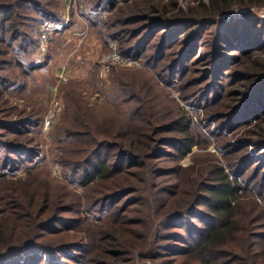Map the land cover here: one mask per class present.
Here are the masks:
<instances>
[{
	"label": "rangeland",
	"instance_id": "374dc122",
	"mask_svg": "<svg viewBox=\"0 0 264 264\" xmlns=\"http://www.w3.org/2000/svg\"><path fill=\"white\" fill-rule=\"evenodd\" d=\"M39 1L46 3V8L63 16L64 20L66 18L67 23L52 34L47 49L40 53L35 43H32V39L36 37L38 43L39 31L34 33L32 27L38 14L33 10H23L20 12L21 16L16 19L20 21V26L16 39L11 41L12 45H8L10 32H7L4 42L0 44V174H6L0 178V191L4 193L12 190L18 194L31 189L36 194L48 187L54 200L63 195L67 201H71L68 202V206L72 207L70 211L58 214L77 219L69 231L89 235V232L97 230L102 222L99 216L103 214L97 210L86 211L84 207L86 199H91L96 191L102 188V181L95 180L83 187L79 185L77 178L71 180V169L82 164L84 157L90 155L112 161L109 165L115 172L114 166L119 163V157L123 153L120 151V155L114 160V148L108 149L107 145L95 148L91 140L94 130L77 126L79 122L76 123L75 120L84 118L86 123L95 124V131H100L99 129L105 126L116 129L122 122H126L129 128L131 119L127 118L128 105H131V93H137L143 99L154 97L151 103L154 109H151L157 114L162 109L166 112L170 110L173 114L175 108H184L191 118V126L201 131L203 140L200 146L192 147L189 154L178 160V165L184 169L179 184L164 175L153 178L150 168L154 166L150 156L139 159L134 168L129 167V160L121 161V167L135 171L136 176L142 180L138 192H148L151 198L154 196L151 204L147 202L143 207L141 204H133L134 209L128 207V203H135L133 195L125 198L120 194L112 202L117 209L115 216L125 219L129 227L125 229L132 231V245L138 244L147 235L149 239L153 237L163 216H169L176 209L167 208L166 204L160 206L165 191L181 190L180 186L186 191L189 188L186 187L188 182H197L200 172L217 161L223 164L231 178L237 176L245 187L240 191L238 215L239 210L250 212L248 215L244 213V216L251 219L254 235L264 233V188H261L264 180L262 181L260 173L257 174L260 163L254 161V155L261 156L264 148L260 147L255 137L246 134V130L257 120L249 118L247 121H241L240 117L228 123L219 120L222 117L224 120L227 118L224 114H219L220 106L228 103L229 99L239 100L236 93L248 88L246 82H241L237 76L246 62L241 67L232 66V61L228 58L238 55V51H233L227 56L229 52L222 50V55L217 56L221 51L215 46V32L210 36L206 34L201 44L188 35L186 43L175 45L176 39L182 37L184 29H189L190 26L172 29L166 24L154 23L165 14L163 10L168 11V14H165L167 17L177 11L185 15L189 11L188 8L196 5L198 1L208 3V0H120L114 10H110L105 3H101L98 9L93 8L92 5L100 0ZM258 1L260 3L232 6L229 12L217 18L227 23L243 19L264 21V0ZM148 7H154L152 13L147 12ZM118 19L123 20L124 24H120ZM120 34L126 36L121 42L118 40ZM156 35H159V39H154ZM138 41L145 47L142 57L127 56L132 60L130 65L115 63L108 69L103 67L104 58L111 54L112 45L118 53L120 45L124 46L123 48L130 47L129 49L134 47L133 51L136 52ZM217 57L219 62L215 64ZM15 60L19 66L15 64ZM118 75L123 76L122 85H118ZM215 93L220 96L216 97ZM212 94V97L216 98H212L214 100L209 103L206 99ZM54 110V117L46 125V118ZM18 120L28 121L21 126L26 133L18 137L20 141L24 140L27 154L17 153L19 147L7 144L6 146L11 147L9 152L2 142L14 137L10 127ZM147 135L151 137L153 133L147 132ZM164 143L159 138L156 145L152 142V147L160 148ZM168 149L174 156L172 149ZM7 155L14 160L8 161ZM235 161H238L240 168L238 174H235V170L231 172V165ZM235 168L238 169V166ZM209 184L214 182L204 179L197 189L195 184L191 185L190 195L187 191L183 196L178 191L173 195L179 196V199L182 196L181 201L185 200L187 203L192 194L204 195V187ZM260 191L263 198L258 195ZM157 196L161 199L156 202ZM123 209H127L125 213ZM141 218L146 220L144 225ZM188 221L189 218L184 222ZM194 222L201 223L198 219H194L192 224ZM189 224L183 225L191 227ZM174 231L178 233L179 230L173 227L167 229V236L157 241V251L167 246L172 248L175 242ZM183 231L181 229L179 233L185 234ZM262 243L263 247L261 242L258 247L262 250L255 254L256 257L242 255L235 263L264 264V242ZM132 245L124 248L128 250L123 252V257L130 261L129 264H178L174 259L182 257V251L177 246L163 254L165 257L155 258L148 256L145 251L133 249ZM94 247V244L88 246L90 253L84 258L94 257ZM85 262L99 263L94 260Z\"/></svg>",
	"mask_w": 264,
	"mask_h": 264
},
{
	"label": "trees",
	"instance_id": "16d2710c",
	"mask_svg": "<svg viewBox=\"0 0 264 264\" xmlns=\"http://www.w3.org/2000/svg\"><path fill=\"white\" fill-rule=\"evenodd\" d=\"M119 1L100 0L92 6L98 9L101 3H105L110 10H114ZM247 3L260 2L258 0H208V3L198 1L196 5L188 8L189 11L185 15L177 11L167 17L165 14H168V11L163 10L165 14L161 15L160 19L154 23L166 24L172 29L183 28L185 25L190 26L189 29H184L182 37L176 39L175 45L186 43L188 35L193 36L201 44L206 38V34L210 36L212 32H215V46L221 51L217 56H221L223 52H229L228 56L231 52L238 51V55L228 59L232 61L233 67L236 65L241 67L246 62L237 76L238 80L246 82L248 88L246 91L236 93L239 100L229 99L228 103L220 106L219 114H224L227 118L224 120L222 117L219 120L228 123L239 117L241 121H247L249 118L256 119L257 121L246 130V134L255 137L260 147L264 148V21L243 19L227 23L217 18L219 15L229 12L232 6H241ZM45 4L39 0H0V44L4 42L7 32H10L11 39L8 45H12L11 41L16 39L20 26V21L18 22L16 19L21 16L20 12L23 10H33L38 14V17L34 19L35 24L32 25L34 33L39 31L37 30L38 24L44 20H64L63 16L52 12L46 8ZM153 8H146L147 12L152 13ZM118 22L124 24L121 19H118ZM206 29L208 30L205 31ZM124 36L120 34L118 40L123 41L126 37ZM158 36L156 35L154 39H159ZM162 42L166 43V41ZM32 43L37 46V37L32 39ZM138 43L136 52L133 51L134 47L129 49L130 47L123 48L124 46L121 45L118 47L119 52L132 58L142 57L145 47L142 46V42L138 41ZM218 60L217 57L215 64L219 62ZM15 64L19 66L16 60ZM220 69L222 70L223 67ZM221 75H223L222 71ZM122 78V75H118V85L123 84ZM213 94L211 97H206L209 103L220 96L215 93L216 97H212ZM212 98L214 99L212 100ZM153 99L154 97L143 99L137 93H131V105H128L129 110H127V118L131 119L129 128L126 122H122L116 129L105 126L103 129H99L100 131H95L97 128L95 124L86 123L84 118L75 120L76 123L79 122L77 126L94 130L95 133L92 132L91 140H93L95 148L102 145H107L108 149L114 148L115 153L112 154L114 160L120 155V151L123 153L119 157V163L117 162L114 166L115 172L109 165L112 161L109 162L105 158L90 155L84 157L82 164L71 169V176H73L71 180L77 178L79 185L83 187H87L95 180L102 181V188L98 189L94 196L90 195L91 199L85 201L86 211L97 210L103 214L99 216V220L102 222L98 229L89 232V235L69 231L77 219L70 216L62 217L58 214L69 212L72 207L68 204L71 201H67L63 195H60L61 198L55 199V201L50 196L48 187L36 194L31 189L23 190L18 194L12 190H7L4 193L0 191V264H86L85 261L88 260L98 261V264L130 263L126 257H123V252L128 250L124 248L133 244L132 231L125 229V227L129 228L125 219L115 216L117 209L112 202L117 195L121 194L125 198L133 195L135 203H128V207L134 209L133 204H136L134 206L141 204V207L145 206L147 202L151 204L154 196L151 198L148 192H138L142 180L136 176L135 171L132 172L121 167V161L129 160V167L134 168L135 165H138L139 159L151 157L154 167L150 168V171L153 173V178L157 179L164 175L179 184L180 177L183 178L184 169L178 165V160L189 154L192 147L200 146L203 140L201 131L197 127L191 126V118L184 108H175L173 114L170 110L166 112L162 109L157 114L151 109V107L154 109V105L151 104ZM26 122L28 123V121L18 120L11 124L10 128L15 134L14 137L2 141L9 152L11 147L6 146L7 144L19 147L16 150L17 153L27 154L24 140L20 141L21 139L18 138L26 133L25 129L21 128L27 124ZM125 128L129 130L126 131ZM147 132H152L154 137H149ZM159 138L165 143L160 148L152 147V142L156 145ZM168 148L172 149L171 152L174 156L169 153L170 149ZM6 158L8 161L14 160L9 155ZM18 158L21 157L18 156ZM254 159L255 163H260L257 174H261L263 181L264 153L261 156L254 155ZM135 160L136 162H134ZM237 163L238 161H235L231 165V172L235 170V174H238L240 170ZM237 166L238 169L235 168ZM150 171L147 172L150 173ZM4 175L6 174L1 173L0 178L2 179ZM204 179L214 182V184L204 187V195L192 194L187 203L185 200L181 201L184 192L187 191L190 195L191 185L195 184V189H197ZM188 184L186 187L189 188L186 191L180 185L182 191L178 189L165 191L163 201L161 204L159 203L160 206L166 204L167 208L176 207V209L169 216H163L157 233L153 237L149 239L147 235L138 244L132 245L133 249L145 251L148 256L159 258L165 257L163 254L177 246L182 251L181 259H174L178 264H236L235 260L242 255L256 257L262 250L258 247L261 244L263 247L264 233L254 235L251 219L244 216L250 212L239 210L238 215L240 191L245 187L237 176L231 178L223 164L217 161L200 172L197 182H188ZM261 188H264L263 182ZM176 191L179 194L182 193L180 199L179 196L173 195ZM262 192H264L263 189ZM262 192L260 191L258 194L261 197ZM160 199L161 197H155L156 202ZM154 207L156 209V203ZM126 210L123 209V212L125 213ZM170 217L173 218L169 219ZM186 218H189L188 222H184L187 220ZM141 219V223L144 225L146 220ZM194 219L200 220L201 223L194 222L192 224ZM188 223L191 227L183 225ZM171 227L179 230L178 233L177 231L173 232L175 233L173 234L175 242H173L172 248L167 246L163 250L157 251V241L164 239L167 236V229ZM180 228L184 230L185 234L179 233ZM149 241L150 244H148ZM92 244L95 245L92 248L95 251L94 257L84 258L85 255H89L88 246H92Z\"/></svg>",
	"mask_w": 264,
	"mask_h": 264
},
{
	"label": "built area",
	"instance_id": "2783aa9c",
	"mask_svg": "<svg viewBox=\"0 0 264 264\" xmlns=\"http://www.w3.org/2000/svg\"><path fill=\"white\" fill-rule=\"evenodd\" d=\"M65 23H67V19L63 21H58V20H44L39 28V34H38V43H37V50L40 53L45 52L47 49V44L49 39L51 38L52 34L58 30H60ZM132 62L130 57L121 55L116 51V48L114 45H112V51L110 55H107L104 58L103 61V67L105 69H108V67L111 64L115 63H121L124 65H130ZM57 108V107H56ZM57 111V109H55ZM53 111L47 118L45 124L48 125L49 121L54 117L56 111Z\"/></svg>",
	"mask_w": 264,
	"mask_h": 264
}]
</instances>
